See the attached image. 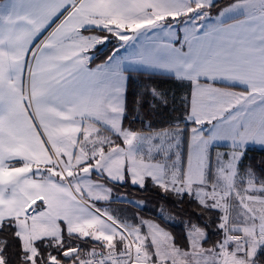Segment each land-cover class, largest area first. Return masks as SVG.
<instances>
[{
    "label": "snow or ice",
    "instance_id": "6c2138e0",
    "mask_svg": "<svg viewBox=\"0 0 264 264\" xmlns=\"http://www.w3.org/2000/svg\"><path fill=\"white\" fill-rule=\"evenodd\" d=\"M139 69L190 86L182 120L125 126ZM250 144L264 149V0H0V264H264ZM149 181L200 209L183 246L110 207H142L113 188Z\"/></svg>",
    "mask_w": 264,
    "mask_h": 264
},
{
    "label": "trees",
    "instance_id": "16d2710c",
    "mask_svg": "<svg viewBox=\"0 0 264 264\" xmlns=\"http://www.w3.org/2000/svg\"><path fill=\"white\" fill-rule=\"evenodd\" d=\"M232 1L233 0H216L218 7L225 6ZM113 46L114 44L108 45L107 49L103 51V54L97 52V58L94 59L92 63L103 60L110 53ZM128 76L129 112L127 118L124 120L125 126H128L131 122V126L138 130L161 131L168 128L170 122H174L176 117H180L181 120L183 119L184 112L182 106L179 104V97L183 96L185 92L190 93V86L183 87L181 86V82L168 76L137 75L134 73H129ZM183 83L187 84L186 81ZM153 87L167 93L169 99V106L167 109H165L159 101L153 100L149 91ZM141 93H143L142 99L145 103L142 108L135 109L134 101ZM173 95L177 97L176 105L171 103ZM153 104H155V108L152 107ZM174 107L176 109L175 111L173 110ZM137 111L139 112V118L133 120V116L136 115ZM149 123L151 124V129L148 127ZM249 157L251 158L250 161L248 159ZM261 161H264V149L257 146H249L244 164L247 165L251 163L253 166H257V171H259V166H262ZM120 187V189L137 199H141L143 202L142 207H131L139 212L140 215L152 217L154 220L161 223L172 232L177 242L183 244L184 222L187 220L195 221L197 219L196 213L200 211L194 203H188L187 197L181 201L177 197L163 193L161 190L154 187H146L142 190L139 187H133L129 184L120 185ZM162 206L164 211L172 217V219H169L170 222L168 223L158 215Z\"/></svg>",
    "mask_w": 264,
    "mask_h": 264
},
{
    "label": "rangeland",
    "instance_id": "374dc122",
    "mask_svg": "<svg viewBox=\"0 0 264 264\" xmlns=\"http://www.w3.org/2000/svg\"><path fill=\"white\" fill-rule=\"evenodd\" d=\"M189 127H190V125H189ZM186 150H187V149H186V143H185V151H186ZM219 150H220V151H227L228 149H227L226 147H224V146L221 145V146L219 147ZM214 151H215V149H214ZM93 179H96V177L93 176ZM127 184L131 185L130 183H125V184H123V185H127ZM131 186H132V185H131ZM147 187H153V185L151 184L150 181L148 182ZM120 188H121L120 185H116V186L113 188V193H112L113 197H119V196H122V195H123V196H127L128 199H130V200H134V201H137V202H142L141 199H137L136 197L130 195L129 193L125 192L124 190H122V189H120ZM122 188H124V187H122ZM131 206H135V205L128 204V203H126V202H121V201H118V200H115V199H113V201H112V203H111V205H110V207H112V208H114V209H120L122 215H127V216H129V217H137V218H143V219H145V220L154 221L155 223H157V224H159L161 227H163L166 231H168V232H170V233L172 234V232H171L170 230H168L167 228H165L161 223L157 222V221L154 220L152 217H149V216L146 217V216H142V215H140V213L137 212V211H136L133 207H131ZM198 210H200V209H198ZM166 214H167V216L169 217V219H172V217H171L167 212H166ZM184 228H185V225H184ZM184 232H185V229H184ZM172 235H173V234H172ZM211 239H215V237L213 236V237H211ZM176 242H177V241H176ZM177 244L183 246V244H184V239H183V244H180L179 242H177ZM207 246H208V245L206 244L205 247H207Z\"/></svg>",
    "mask_w": 264,
    "mask_h": 264
},
{
    "label": "crops",
    "instance_id": "0c3cea01",
    "mask_svg": "<svg viewBox=\"0 0 264 264\" xmlns=\"http://www.w3.org/2000/svg\"><path fill=\"white\" fill-rule=\"evenodd\" d=\"M233 2V1H232ZM231 3V2H230ZM46 34V33H45ZM85 35H90V34H96V33H89V32H85L84 33ZM114 47V46H113ZM112 47V48H113ZM112 51V50H111ZM111 51H110V53L109 54H111ZM108 54V55H109ZM107 55V56H108ZM121 55H123V52H121ZM107 56L104 58V59H106L107 58ZM103 59V60H104ZM103 60H101V61H99V62H96V63H92V66L93 67H95V65L96 64H99V63H101ZM129 73H134V74H146V75H158V76H168V77H172V76H170V75H165V74H162L161 72H159V71H152V70H143V69H139V70H135V71H130V72H128V75H129ZM172 78H174V77H172ZM162 131V130H161ZM249 146H257V147H261V146H259V145H255V144H250Z\"/></svg>",
    "mask_w": 264,
    "mask_h": 264
}]
</instances>
